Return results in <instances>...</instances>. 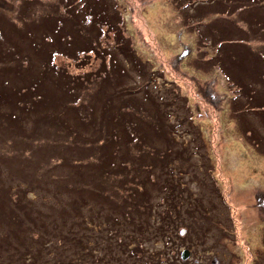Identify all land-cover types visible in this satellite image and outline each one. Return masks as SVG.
<instances>
[{
  "label": "rangeland",
  "instance_id": "1",
  "mask_svg": "<svg viewBox=\"0 0 264 264\" xmlns=\"http://www.w3.org/2000/svg\"><path fill=\"white\" fill-rule=\"evenodd\" d=\"M250 1L0 0V264H264Z\"/></svg>",
  "mask_w": 264,
  "mask_h": 264
},
{
  "label": "trees",
  "instance_id": "2",
  "mask_svg": "<svg viewBox=\"0 0 264 264\" xmlns=\"http://www.w3.org/2000/svg\"><path fill=\"white\" fill-rule=\"evenodd\" d=\"M67 1V0H66ZM209 1V0H208ZM234 1V0H233ZM210 2H211V5H214L213 3H215V4H218V5H222L223 3H227L228 2V0H210ZM251 1L250 0H248V3H250ZM245 5V4H244ZM243 5V6H244ZM109 8V7H108ZM107 8V9H108ZM91 9V8H90ZM90 12H92L91 10H90ZM89 12V14H91ZM106 13H108V12H106ZM74 14V13H73ZM93 19H95L93 16H91V23H93L94 22V20ZM59 20V19H58ZM60 29V28H59ZM98 30H99V27H98ZM50 34L47 32V33H45L44 35H42L41 36V38H40V41H38V42H41L39 45H36V41H34L33 40V43L31 44V47L32 48H34V47H38V49H42V48H47L46 49V51H45V54H46V58H45V60H44V63L42 64V66L41 67H43L44 68V71L43 70H40L39 72H38V75H35V79H34V77H32V79L30 80V82H28L26 85H23V88H22V92L23 93H21V94H25V92H29V88L31 89V90H33V91H37V92H39V90H38V86L44 81V78H45V75L47 74V72L48 71H52L53 73H55V74H57L58 75V77H60V79L59 80H56V81H58V82H62V77H63V70L61 69H59L58 67H56V69L54 70L53 69V67L54 66H52V64L50 65V63H51V57H52V55H54V53L56 52H58L57 51V49L55 48V46H57L56 44H59L60 42H61V36H62V34L63 33H57V31L58 30H56V28H55V24H54V26L52 27V28H50ZM57 33V34H56ZM47 34H49L48 36H47ZM114 38V37H113ZM71 39H73V37H71ZM71 39L70 38H68L65 42H66V44H65V42L64 43H62V44H64V47H67L68 48V46L69 45H71V44H73V42H75V41H71ZM231 41H233V40H231ZM95 45L96 44H94L93 46L92 45H89V46H84V44L82 45V46H79V47H76V49L78 50V51H81V52H84V53H86L88 50H91V51H93V49H95ZM75 49V50H76ZM227 51H229V50H227ZM231 51V50H230ZM233 51V50H232ZM22 54V53H21ZM122 54H125L124 52H122ZM232 54V53H231ZM9 56H12V59L13 60H16L17 58H19L20 57V53H19V51H18V49H10V48H5V51H3V54H0V63H6L3 59H9ZM17 58H16V57ZM3 58V59H2ZM110 60H112V62H114V63H116L119 67L121 66L120 64H119V60L117 59V56H113L112 57V55H110ZM226 60L228 61V57H226ZM262 60V62H263V70H262V72L260 73V75H261V77H264V58H263V55L261 56V55H259V62ZM113 63V64H114ZM23 68H26V65L23 67ZM23 71H25L24 69H20V71L19 72H23ZM63 83V82H62ZM243 87H244V85H242ZM27 90V91H26ZM244 90L247 92V90L244 88ZM123 92H125V94H127V91H126V89L125 90H123ZM248 93V92H247ZM4 95V94H3ZM250 98V101H253V103H254V101H256V99L253 97V96H257V98H258V94H256L255 92H253L252 91V93H248L247 94ZM0 97H2V93L0 92ZM1 100V99H0ZM262 101V100H261ZM260 101V102H261ZM262 102H264V101H262ZM251 104V103H250Z\"/></svg>",
  "mask_w": 264,
  "mask_h": 264
},
{
  "label": "water",
  "instance_id": "3",
  "mask_svg": "<svg viewBox=\"0 0 264 264\" xmlns=\"http://www.w3.org/2000/svg\"><path fill=\"white\" fill-rule=\"evenodd\" d=\"M187 256H188V252L184 251L183 254H182V257L185 259Z\"/></svg>",
  "mask_w": 264,
  "mask_h": 264
},
{
  "label": "flooded vegetation",
  "instance_id": "4",
  "mask_svg": "<svg viewBox=\"0 0 264 264\" xmlns=\"http://www.w3.org/2000/svg\"><path fill=\"white\" fill-rule=\"evenodd\" d=\"M181 257H182V255H181ZM183 259V258H182Z\"/></svg>",
  "mask_w": 264,
  "mask_h": 264
}]
</instances>
